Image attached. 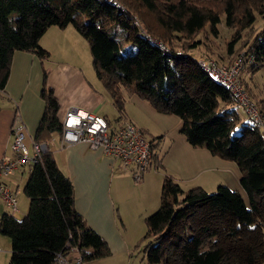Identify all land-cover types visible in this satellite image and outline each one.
<instances>
[{
	"label": "trees",
	"instance_id": "1",
	"mask_svg": "<svg viewBox=\"0 0 264 264\" xmlns=\"http://www.w3.org/2000/svg\"><path fill=\"white\" fill-rule=\"evenodd\" d=\"M104 12L114 13L123 31L131 30L135 48L125 49V36L105 23ZM256 14L264 17V0H0V91L16 50L35 53L42 64L44 108L34 141L45 142L62 132L59 103L47 83L44 61L49 51L40 38L50 26L71 25L88 42L95 75L118 111L123 112L125 91L132 92L156 111L176 115L179 131L191 145H204L236 162L249 207L239 192L225 185L213 192L201 186L182 190L170 175L163 176L158 208L145 218L140 241L150 264L264 263V134L258 121L242 119L237 99L190 52L200 44L197 36L207 26L216 32L224 15L233 33L247 27L253 33L239 52L240 70L264 66V27L252 31ZM181 61H190L192 68L185 71ZM23 192L29 200L26 214L20 219L7 211L0 215V233L10 239L7 264H52L58 253L72 261L68 254L73 248L81 262L111 253L107 241L75 209L72 182L50 149L31 167ZM202 207L222 217L196 227L191 219L195 229L186 235L182 218L192 215L188 209ZM214 235L205 246L204 239Z\"/></svg>",
	"mask_w": 264,
	"mask_h": 264
},
{
	"label": "crops",
	"instance_id": "2",
	"mask_svg": "<svg viewBox=\"0 0 264 264\" xmlns=\"http://www.w3.org/2000/svg\"><path fill=\"white\" fill-rule=\"evenodd\" d=\"M67 35H71L77 41L83 39L70 25L64 28L50 26L41 36L40 44L45 47L42 41L46 39L58 47L61 45L60 39ZM69 41L71 40L69 39ZM86 43L88 44L87 41ZM47 61L48 58L44 61L45 66L49 69L47 83L52 87L53 94L58 100L57 115L59 118L71 106L105 116L101 112L106 105L112 102V97L97 79L92 63L90 64L92 70H87L89 74L91 72L90 77L83 69L86 63L58 58L48 67ZM41 87L42 64L37 55L32 52L16 50L11 58L7 82L4 89L0 91V156L13 155L10 147L12 141L11 125L16 116H19L24 122L26 133L24 142L29 148L31 147L34 132L44 108V102L40 97ZM124 97L125 120H130L145 133L144 128L147 127H144L143 122L135 119L134 113L127 111V105H131L134 110L136 109L155 121L158 129L156 132H160L161 135L155 137L154 151H157L164 137L171 139L163 154L157 155L160 158L158 159L159 166L156 162L154 164L152 159L140 181L133 182L131 175L125 173L117 161L104 154L99 148H90L85 142L62 144L59 136L55 139L54 134H52L49 145L59 169L72 182L75 209L81 214L88 226L107 240L110 252L119 250V253L125 254L130 250L121 229L123 227L126 229L124 217L118 214L121 212L120 206L124 202L125 186L128 184L131 185L128 190L130 193L141 192L147 199L146 211L148 210V215L156 210L154 208L160 201L161 185L165 174L170 175L179 184V180L183 178H190L191 176L199 178L200 173H210L215 179L221 178L217 181H221L231 190L238 191L243 196L245 205L249 207V199L240 183L241 174L234 160L221 158L211 153L204 145H191L185 135L179 131L181 122L176 115L156 111L147 101L132 92L125 91ZM118 123L110 124L115 126ZM182 150L190 152L186 151L187 155L181 158L180 152ZM29 171L30 169L21 167L13 174L2 178L9 188L18 192L16 212L19 211L23 216L27 212L25 205H29V200L23 192ZM197 186L203 187L202 184ZM4 211L7 209L4 208L0 215ZM1 239L0 236V241ZM77 255L74 248L68 257L71 258V262H75ZM109 255L79 263H98ZM5 260H7V256ZM8 260L7 262L4 261V264H7Z\"/></svg>",
	"mask_w": 264,
	"mask_h": 264
},
{
	"label": "rangeland",
	"instance_id": "3",
	"mask_svg": "<svg viewBox=\"0 0 264 264\" xmlns=\"http://www.w3.org/2000/svg\"><path fill=\"white\" fill-rule=\"evenodd\" d=\"M103 16L105 17V23L111 24L112 28L117 30V32H119V36H121V38L125 36L126 40L124 39L122 44L125 47V49L136 47L135 43L131 39L132 37L131 30L127 29L123 31L122 27L118 23L114 22V17L116 16L114 13L104 12ZM215 26L217 29L216 32H213L207 26L205 30L197 36L201 40L200 44L190 52L198 59H210L217 62L218 64L225 65L226 67H230L236 62L238 57H241L239 52H241V50L246 47L245 43L249 39H252L253 33L251 32L250 27H247L246 29L242 30L240 34L233 33L234 29L229 24L226 23L224 15L221 16V20ZM254 26L256 29L253 28L252 31H256L264 27V17H262L259 14H256ZM73 29L75 30V28ZM62 38L68 41H64L63 39H60L61 45H58V47L55 46L52 41L46 39L42 41L43 44L45 45V48L49 51L48 61L46 62L47 66L49 67L51 64H53L52 62L58 58L74 60L81 63H86V66L85 67L83 66V69L91 77V72L90 74L87 72V70L89 69L92 70V66L90 65L91 59L89 55V47L84 37H82L81 35V38L84 39V40L81 39L82 41L74 40L71 35L63 36ZM68 38L71 41H69ZM230 41L233 42L232 51H229ZM190 63H191L190 61H188V63L181 61V66L186 71L192 68L191 66L192 63L191 64ZM247 68L248 65H246L242 70H240V73L238 74V78L240 77L243 78L244 80L243 83L241 82L239 83L242 86L248 98V106L245 107L244 105H240L238 107V111L242 119H245L249 123H252V121L255 120L254 118L257 116L256 119L259 122L261 132L262 134H264V66L258 68L253 72L248 71ZM94 82L98 85L95 79ZM107 92L110 95V92L108 90ZM126 108L127 111H130L137 116V117L133 116L135 119L140 120L145 125L144 127H147L144 128L145 137L148 140L153 139V141L155 142L156 139L155 137L161 135L159 134L160 132L158 133L156 132L158 131V129L156 128L157 125L155 121L149 116H146L145 114L137 111L136 109L134 110V108L131 105H127ZM102 111L103 112L101 113L105 115L103 117H105V119L112 124L118 123V121L124 119V112L118 111L115 108L113 101L110 104L106 105ZM53 136L55 137V139L58 138L57 134H54ZM247 137L250 138V134H247ZM170 141L171 139H169V137H164L157 151L155 150V152L158 153L157 155L161 156L163 154V152L168 148ZM186 151L187 150H182L180 152V154L182 155L181 158L184 155H187ZM153 163L155 164L154 161ZM124 172L129 173L128 171L125 170ZM217 180H221V178L217 177L215 179L213 176H211L210 173H200L199 178H197V176L196 177L191 176L190 178L187 177V178H183L182 180H179V186L182 190H187L199 184H202L203 187L206 189V191L213 192L217 189L219 185L220 186L225 185L221 181H217ZM133 182L136 183L137 181L133 180ZM125 187L126 190L123 196L124 202L121 204L120 206L121 212H119L118 214L121 217H124L123 219L126 229H124V227L121 229H122L123 237L125 241L128 243L129 245L128 247H130V250L127 251L125 254L119 253L120 252L119 250H117L116 252L111 251V255H109L105 259H102L101 261H98V263L94 262L93 264H150L147 261L146 254L142 250L144 241L140 242L146 232V224L144 222L146 216L148 215L147 213H149L148 210L146 211L147 199L144 197V195H142L141 192L136 193V191L134 190L135 192L130 193L128 190L131 187V185L128 184ZM0 202L2 205V207L0 208V212H1L5 208V206L3 205L2 201ZM158 205H159V201L157 202V206L154 209H157ZM25 208L27 210L28 204L27 206L25 205ZM187 211L192 213V215H190L189 218L185 217L182 218L181 220L183 222L182 224L184 226V229L186 230L185 232L186 235H189L191 232H193L197 225H202L204 222L207 223L217 222L222 217V214H220L221 217H218L217 216L219 215L218 213L214 211H209L205 207L198 209L197 212H193V209H188ZM260 212L264 214V209H261ZM13 216L17 219H20L22 218L23 215L19 211H17L13 214ZM191 219L193 220L195 219L196 221L194 224L195 227L192 226ZM236 221L237 220H232L231 223L233 225L235 224L238 225L239 222ZM198 234L202 235L203 231L202 230L199 231ZM0 236L2 238L0 241V249H1L0 264H4V261L7 262L9 258L10 239L8 236L3 235L1 233ZM215 239H216L215 235L208 236L207 238H205L204 239V242L206 244L205 246H207ZM138 242L140 245H137ZM3 250H5V253H3ZM6 256H7V260H5ZM153 264H163V262L153 263Z\"/></svg>",
	"mask_w": 264,
	"mask_h": 264
},
{
	"label": "built area",
	"instance_id": "4",
	"mask_svg": "<svg viewBox=\"0 0 264 264\" xmlns=\"http://www.w3.org/2000/svg\"><path fill=\"white\" fill-rule=\"evenodd\" d=\"M199 64L210 76L224 84L240 105L248 106V98L238 78L241 69L240 57L230 67L210 59H200ZM256 117L254 119L257 121ZM59 121L62 129L59 139L62 144L85 142L92 149L99 148L104 154L117 161L123 170L128 171L134 181H140L150 166L151 141L145 137L144 131L130 120L122 119L113 126L102 115L71 106L65 110ZM11 134L10 147L13 155L0 156V199L7 212L13 215L17 210L18 192L9 188L2 178L13 174L21 167L31 169L41 154L49 149L52 138L45 142L33 140L29 148L24 142L25 125L19 116H16L12 122ZM75 262H81L79 255L75 257ZM73 263L66 256L58 253L52 264Z\"/></svg>",
	"mask_w": 264,
	"mask_h": 264
}]
</instances>
